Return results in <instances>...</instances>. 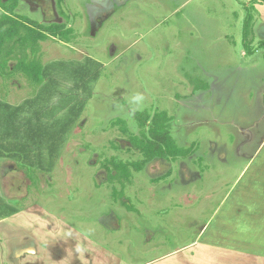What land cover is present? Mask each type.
<instances>
[{"label":"rangeland","instance_id":"1","mask_svg":"<svg viewBox=\"0 0 264 264\" xmlns=\"http://www.w3.org/2000/svg\"><path fill=\"white\" fill-rule=\"evenodd\" d=\"M244 2L63 0V16L57 0H18L15 15L72 33L40 41L42 84L13 70L15 60L0 70V133L31 147L30 161L0 148V209L14 210L0 217V264H185L179 252H194L237 204L248 225L226 234L264 247V49L244 56ZM160 112L180 146L197 147L147 163L120 196L103 164L141 158L129 137L148 133ZM63 123L54 155L27 133ZM6 221L18 237L22 226L14 245L35 247L19 262ZM49 244L51 254L40 251Z\"/></svg>","mask_w":264,"mask_h":264},{"label":"trees","instance_id":"2","mask_svg":"<svg viewBox=\"0 0 264 264\" xmlns=\"http://www.w3.org/2000/svg\"><path fill=\"white\" fill-rule=\"evenodd\" d=\"M62 2L63 0H57L60 14L64 16L65 12L62 10ZM17 3L18 0H0V70L6 71L7 62L15 60L13 70H18L24 74L31 84L40 85L44 81L45 71L41 62L36 58L40 41L55 36L68 40L72 30L66 28L64 23H53L46 26L27 17L15 15L14 10ZM255 3L262 4L264 0H251L250 6H246L247 13L242 26V44L246 54H251L254 50L253 15H251V12ZM258 47L264 49V40L259 42ZM204 86L206 85L204 84ZM149 118L150 115L146 112L138 113L136 119L139 127L144 128ZM171 120L172 118L166 112L154 114L150 121L148 133H145L142 129L140 134L130 135L129 141L133 146L132 148L138 150L141 155V158L137 159V161L129 162L111 158L103 164L108 174V181H116L120 185V196L126 184L130 182L132 173L142 171L147 163L152 160L160 158L175 161L180 158H186L194 152V144L187 147L180 146L174 139L171 134ZM65 128L67 126L63 123L59 128L47 132V129L37 124L35 127L32 125L27 130V133L32 135V138L37 137V142H33L35 145L39 146L44 140L49 141L48 148L54 155L59 143L62 141V130ZM1 134L0 148L8 150L11 155L18 158L23 155L30 161L29 151H31V147L28 143L13 144L5 140L6 134ZM3 154L0 149V156H3ZM38 155L40 156V152L36 154V156ZM169 174L170 171L161 177ZM161 177L160 179H162ZM1 205L0 217L14 212L7 204L3 203ZM5 207L6 209L4 210Z\"/></svg>","mask_w":264,"mask_h":264},{"label":"crops","instance_id":"3","mask_svg":"<svg viewBox=\"0 0 264 264\" xmlns=\"http://www.w3.org/2000/svg\"><path fill=\"white\" fill-rule=\"evenodd\" d=\"M250 1V3H249ZM251 0H246L244 2V18L246 17V6H250ZM254 9L251 12V15H253V32H254V42L258 41L254 45V50L253 53L251 54H246L244 51V56H252L258 49H263L258 47V44L260 41L264 40V3H255L253 4ZM253 42V43H254ZM263 55V54H262ZM264 78V77H263ZM197 147V145L194 146V149ZM206 155V154H204ZM201 161V160H198ZM198 174V173H197ZM245 175V170H243L239 176H244ZM240 192L241 193H247L246 188L240 187ZM235 209V210H234ZM248 209L245 208V206L237 204L234 205L231 210L227 209L222 217L221 221L215 226H213L211 229H206L203 234L206 235V238L202 240V243H196L195 244V251L190 252L188 254L184 253V251L179 252V259L185 264H264V247L258 248L256 244L254 246H251L252 243H248L246 245V242L241 240L240 242H236L233 240L232 236H228L226 234L227 231H232V229L235 227V224H241V221L247 220L249 218V211ZM231 214V215H230ZM11 215V214H10ZM218 215V214H217ZM238 220L237 222H235ZM9 222H4V224L7 226L6 229H8V233L10 234L9 240H10V250L9 253L11 255L14 254V256H17V261L22 259L23 256L21 254L23 252L29 254L34 252L35 250L32 246L28 247L27 245H24L23 247H17L14 244H21L20 242V235H21V225L19 226V237L18 234L16 233V229L14 227V224H6ZM118 223V222H117ZM242 225H248L243 222ZM112 226V225H110ZM263 226V225H262ZM119 228V226L115 227ZM230 229V230H229ZM13 239V240H12ZM150 240V238H147ZM31 240V239H30ZM32 242V241H31ZM196 242V241H195ZM248 242H251L249 239ZM264 242V240L259 241V243ZM74 243L70 245L71 252L74 251ZM53 245L49 244L45 248L41 249L45 250L46 253H52L54 250ZM58 250H61L62 253L64 252L65 249H61L60 246H57ZM63 247V246H61ZM252 247L254 249H252ZM56 251V250H55ZM27 258V257H26ZM153 262V261H152ZM151 261H146L140 264H154ZM25 264V263H21ZM156 264H170L169 262H158Z\"/></svg>","mask_w":264,"mask_h":264}]
</instances>
